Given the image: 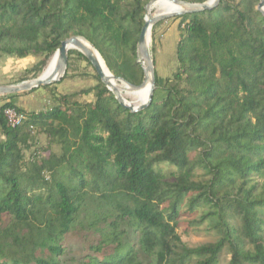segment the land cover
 <instances>
[{"label":"trees","instance_id":"1","mask_svg":"<svg viewBox=\"0 0 264 264\" xmlns=\"http://www.w3.org/2000/svg\"><path fill=\"white\" fill-rule=\"evenodd\" d=\"M126 1L124 8L120 0H0V55L49 58L63 40L82 36L115 77L140 85L137 42L148 0ZM258 3L220 0L213 10L179 16L177 69L163 83L155 72L152 101L140 112L123 108L97 75L99 83L80 92H93L94 103L70 105L72 95H62L50 111L28 114L8 96L0 107V264H59L75 230L100 236L84 264H142L129 230L153 264H219L225 247L229 264H264V186L256 195L247 188L264 171ZM6 107L27 120L9 128ZM30 126L61 154L26 159ZM161 166L176 171L169 178ZM198 168L209 178L194 181ZM203 206L210 211L201 222L220 238L190 248L176 233L178 217L183 207Z\"/></svg>","mask_w":264,"mask_h":264},{"label":"rangeland","instance_id":"2","mask_svg":"<svg viewBox=\"0 0 264 264\" xmlns=\"http://www.w3.org/2000/svg\"><path fill=\"white\" fill-rule=\"evenodd\" d=\"M122 6L125 8L127 5L126 0H120ZM151 0L147 1V4ZM190 1V0H185ZM229 2L236 3L239 0H228ZM129 2V1H128ZM146 4V5H147ZM145 17V12L142 19ZM178 17L168 18L158 22L151 34V47L150 54L154 64V71L157 73L159 82L163 83L166 79L172 77L177 69L176 60V46L179 41V19ZM75 54L71 56L66 70V76L63 81L58 84H51L46 89L40 87L34 89L33 92H24L14 95L11 102L25 113H41L47 112L58 105L59 97L62 95H72L69 97L68 102L71 105L73 102H78L81 105L86 103H94V93L89 95H82V91L90 90L95 87L99 81L93 68L82 57ZM49 58L44 55L28 56L26 58H17L14 55H0V86L15 85L24 81L32 80L42 73L45 69ZM45 60V64L41 62ZM138 57L136 56V62ZM73 94H78L74 95ZM163 97V93L158 92L157 98ZM8 96L0 97V107L8 102ZM128 101H132L127 98ZM30 141L32 145L30 148H25L24 154L26 159L33 153H40L41 155L49 151L53 154H61V146L53 143L50 144L47 134L39 127L29 132ZM2 140L0 130V141ZM195 155V154H194ZM193 155V156H194ZM161 171L170 178L171 173L176 169L170 166H161ZM209 177L201 169H195L193 172V180L201 182ZM255 186L253 194H259L264 186V171L261 174H253L250 178L247 188ZM207 211H210L208 206L198 208L193 213H190L186 207H183L178 217L179 227L176 233L179 235L181 241L190 248L198 247L208 243H215L219 240L220 235L214 231L208 221L201 222V217ZM81 217V216H80ZM264 219V213L262 214ZM81 219V218H80ZM103 226V224L101 225ZM125 227V225H123ZM264 236V231H263ZM99 234H95L88 230H75L65 237V249L62 255L58 257L59 264H84L86 257L94 255L96 252L92 247L96 246L99 242ZM139 235L137 232L128 231L126 241L132 244L134 251L138 253L139 260L142 264H153L149 256L144 255L140 251L138 243ZM107 251V248H104ZM231 255L227 247L222 251L219 264H229Z\"/></svg>","mask_w":264,"mask_h":264},{"label":"water","instance_id":"3","mask_svg":"<svg viewBox=\"0 0 264 264\" xmlns=\"http://www.w3.org/2000/svg\"><path fill=\"white\" fill-rule=\"evenodd\" d=\"M156 0H151L145 6V17L143 19L144 24L141 28L140 35L137 42V63L143 71V82L140 85H133L127 82L121 77H115L104 65V61L96 50V48L84 37L82 36H72L63 40L60 43L59 48L54 52L53 55L57 56L56 64L52 72L47 77L39 76L35 79L21 82L15 85H3L0 86V97L16 95L19 93L30 92L34 89L40 87L49 86L51 84L58 83L66 74L68 53L69 51L76 49L77 52L82 54L86 60L89 62L96 75L100 79L101 83L107 88L109 92L112 93L115 100L125 109L129 110L131 113H137L145 108H147L151 101L155 88V71L154 64L148 48V36L152 28L160 21L166 20L172 17H179L187 14H195L204 11L213 10L218 6L220 0H207L202 3L190 2L185 0H170L180 7L181 11L177 13H167L162 15H157L150 18L148 8ZM264 0H259L256 6V11L259 12L264 17ZM118 81L125 84L127 87L138 90L143 87L149 86L148 95L146 100L139 106H132L122 98L120 92L114 87L113 81Z\"/></svg>","mask_w":264,"mask_h":264},{"label":"bare ground","instance_id":"4","mask_svg":"<svg viewBox=\"0 0 264 264\" xmlns=\"http://www.w3.org/2000/svg\"><path fill=\"white\" fill-rule=\"evenodd\" d=\"M179 11H181L180 7H178L175 3H173L170 0H156L148 8L150 18H153L157 15L167 14V13H177ZM151 34H152V30L150 32V35L148 36L149 50H150L151 42H152ZM71 51H77V50L73 49ZM56 61H57V56L52 55L45 69L42 71V73L39 76L47 77L52 72L56 64ZM113 84H114V87L120 92L122 98L126 101V103H129L134 107L141 105L147 98L148 90H149L148 85L141 89L134 90V89L127 87L125 84H122L115 80L113 81ZM127 98L131 99L132 101H128Z\"/></svg>","mask_w":264,"mask_h":264},{"label":"built area","instance_id":"5","mask_svg":"<svg viewBox=\"0 0 264 264\" xmlns=\"http://www.w3.org/2000/svg\"><path fill=\"white\" fill-rule=\"evenodd\" d=\"M3 117L9 128H17L27 120V116L24 113L18 112V110L13 107H6L3 110ZM33 129L34 128L30 126V130L32 131ZM33 155H39V153L36 152L33 153ZM46 178L48 177L46 176Z\"/></svg>","mask_w":264,"mask_h":264},{"label":"crops","instance_id":"6","mask_svg":"<svg viewBox=\"0 0 264 264\" xmlns=\"http://www.w3.org/2000/svg\"><path fill=\"white\" fill-rule=\"evenodd\" d=\"M13 103V102H12Z\"/></svg>","mask_w":264,"mask_h":264}]
</instances>
